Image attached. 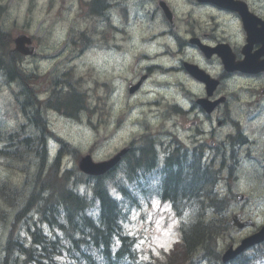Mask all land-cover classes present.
<instances>
[{"label":"trees","instance_id":"16d2710c","mask_svg":"<svg viewBox=\"0 0 264 264\" xmlns=\"http://www.w3.org/2000/svg\"><path fill=\"white\" fill-rule=\"evenodd\" d=\"M7 39L9 43V36ZM2 44L0 42V59L7 62L5 69L14 73L21 57L6 48V39ZM3 47L8 53L3 52L4 57ZM31 93L26 90L24 94ZM32 119L27 118L28 121ZM37 129L44 130V126H37ZM5 136L0 155L6 164L21 166L28 156L40 169L34 182L39 186L35 187L30 181V189L5 188L3 183L0 184V201L8 209L7 217L13 218L0 245V264H140L134 256L135 251L131 250L133 239L123 228L124 219L138 195L145 198L159 196L162 201L169 202L179 216L193 212L181 225L182 240L170 252L169 264L184 263L189 252L201 246L210 262L220 259L213 245L219 225L214 220L219 217L221 224L224 223L222 212L226 201L218 198L213 190L220 178L219 172H213L208 165L202 164L201 158L171 155L159 166L153 146L149 145L143 153L139 148L134 159H128L127 169L123 168L122 173L112 172L105 177L88 179L79 177L76 183L88 184L92 179V195L99 202L98 213L96 210L97 214H89L90 204L85 197L66 185L65 176L56 177L59 157L40 177L45 156L40 154L37 157L39 161L34 160L28 150L30 140L34 142L36 137L32 125H23ZM60 180L63 184L57 187L61 184ZM49 182L50 188L46 191ZM26 194L25 198L23 195ZM118 195L122 196V200ZM32 207L41 221L51 228L48 234L29 225H26V234L19 233L18 225L25 220ZM205 209H217L213 212L215 218H206ZM7 217L4 220L8 221ZM238 264H246V261Z\"/></svg>","mask_w":264,"mask_h":264},{"label":"rangeland","instance_id":"374dc122","mask_svg":"<svg viewBox=\"0 0 264 264\" xmlns=\"http://www.w3.org/2000/svg\"><path fill=\"white\" fill-rule=\"evenodd\" d=\"M172 3L175 9V22L171 28H165V22L162 20L163 16H153L152 13L158 9L157 0H150L152 4L156 7L154 10H150L151 14L148 19H151L147 28L151 30H164L168 36L169 40L174 44V46L169 43L166 49L171 48L172 51H176L174 47L178 44L176 40L181 38H186L187 42L194 36L206 33L212 26V22L206 21L204 16L206 13L197 12L195 10H190L189 7H186V2L184 7L179 4V2H174L173 0H166ZM68 0H0L3 10L0 14V24L5 29L8 30L12 38L18 34L24 33L33 38V45L35 46L38 56L35 59H26L25 68L27 71H32V73L40 77L39 80L35 81L34 87L38 92H45L44 87L49 81L50 74L58 72V75H62L63 71L61 63H67L68 58H72L73 50L70 45L66 44L69 36V30L72 28L75 29V33L79 31L89 29V22L86 19H81L79 16V5L75 6L70 10L68 6ZM73 2H75L73 0ZM72 3V1H71ZM154 8V7H153ZM86 10L91 13L96 20L99 21L98 17H95L96 14L92 13L90 6ZM189 14H192L193 19H190ZM187 18L188 23L183 25L181 20ZM93 21V20H92ZM95 25H98L97 21H93ZM103 25L102 23H100ZM106 29L103 40L108 44L110 42L111 27L104 25ZM115 35L114 32H111ZM72 34V33H71ZM62 37H65L62 40ZM151 38V37H150ZM126 41L118 37L115 39V42L118 44H123ZM105 42L101 40L99 42L100 46H105ZM160 44V43H158ZM96 46V44L92 45ZM133 46V48H132ZM135 47H138L137 44L130 46V66L127 69V80H124V74L122 69L125 65L120 53L115 54V58L112 59L110 64H107V69L101 70V59L100 53L95 49H90L86 56L84 57V64L81 68H76L74 78L80 76L79 84H81V90L85 94V101H88L90 104L98 105L97 97L103 96L108 92V87L114 84L116 86V92L108 100V104L113 106L114 110H118L117 117L115 121L121 118L124 115L126 110V104L124 102V97L122 95V88L125 86L128 88L132 83H135L144 73V68L139 66L140 60H137L140 55ZM194 47V46H191ZM185 52L179 51V54L183 55L186 53L187 59H196L195 50H187ZM145 50H142L141 53H145ZM50 53V54H46ZM198 54V53H197ZM44 55V57H43ZM62 56V57H61ZM46 57H51L52 59H57L59 57L62 60L52 61L48 60L45 63ZM177 58V57H176ZM175 58V59H176ZM174 59V60H175ZM173 65V62H169ZM152 64H168L167 61L161 59V53L154 57ZM116 65L117 67H115ZM174 66H178L176 63ZM120 71V72H119ZM117 76L116 78H111L110 76ZM102 83L105 85L102 86ZM101 86V89L100 87ZM108 86V87H107ZM14 87V86H12ZM193 89V88H192ZM194 90V89H193ZM0 112L2 114L3 122L6 126L11 127L16 122L17 108L15 101L12 99L9 87L3 84L2 78L0 76ZM134 112L131 114V119L133 121H139L137 116H133ZM97 118V113H96ZM114 121V122H115ZM51 129L56 132V134L64 137L68 142L72 143L75 147L79 149L81 154H91L94 161H101L107 159L109 156H112L121 145L126 144L128 139L135 138L140 136V127L131 123L125 122L122 124L121 128L117 131V128H110V124L113 120H107L108 126H99L90 127L86 129L85 126H78L76 124H66L62 121L50 119ZM128 123V124H127ZM151 127H154L151 124ZM106 141V142H105ZM105 142V143H104ZM104 143V144H103ZM259 155L260 153L257 152ZM256 155L252 153L251 157L254 156L256 161L260 160L261 165H264V155ZM76 161L70 157L65 158L64 164L72 166ZM261 176V175H260ZM0 177H6L7 179L12 180L15 183L19 182L20 177L17 174L8 172L1 168L0 165ZM257 173L254 172L251 167H243L240 172L241 181L239 186H236V189L233 191V195L243 194L246 197H249L250 203L249 206L245 209L247 216L252 217L257 225L264 224V181L261 179L256 180ZM236 201V200H235ZM238 208H236L237 210ZM36 212V209L33 210ZM162 211L155 209H150L146 207L144 209V217H141V214L137 211L132 212V220L126 225V227L132 231V233H139L141 235L139 250L145 249L147 253L141 255V258H147L150 253H158L161 248H168L170 244L177 239V234L172 232L173 223L166 221V218H163ZM35 222L30 221V226H34ZM8 232V226L3 227L0 225V245L3 243ZM21 232L25 233V228H21ZM240 232L238 230H230L226 236H221L218 240L221 247L226 243L235 241L240 237ZM248 232L243 233L242 236H246ZM231 235V236H230ZM210 245V244H209ZM194 264H203L199 262L198 257H193Z\"/></svg>","mask_w":264,"mask_h":264},{"label":"flooded vegetation","instance_id":"af4514ba","mask_svg":"<svg viewBox=\"0 0 264 264\" xmlns=\"http://www.w3.org/2000/svg\"><path fill=\"white\" fill-rule=\"evenodd\" d=\"M129 1V0H127ZM234 7L230 9H223L222 6L226 5L225 0H216L214 4L203 2L201 9L208 10L211 13L210 19L213 21L217 20L216 27L209 34H202L196 38L197 42L201 45H205L215 50V52L207 58L196 46L199 53L210 61H220V51L216 48L220 46H226L231 51L232 63L231 68H235L234 74L242 75L239 63L245 59L247 53L245 47L247 46V36L244 30V23L241 17L240 11L243 7H246L248 12L261 24L264 25V0H232ZM132 8L134 10H141L148 8L145 3H133ZM226 27L225 29L223 28ZM261 25L255 27L260 29ZM234 33V34H233ZM261 45L259 43L252 44L251 53L261 52ZM263 52V51H262ZM260 59H264L263 55ZM220 63V62H219ZM246 70L243 77L250 79L258 84L259 95L264 93V71L257 73H249L248 67H244ZM231 75V73H227ZM247 145V144H246Z\"/></svg>","mask_w":264,"mask_h":264},{"label":"water","instance_id":"95a60500","mask_svg":"<svg viewBox=\"0 0 264 264\" xmlns=\"http://www.w3.org/2000/svg\"><path fill=\"white\" fill-rule=\"evenodd\" d=\"M16 42H17V44L22 45L24 42V37H19ZM17 50L20 51V48H17ZM26 53H24V54H26ZM119 157L120 156L118 155L113 160H111L109 162H105V163H100V164H92L90 159L88 157H86V158L81 159L80 168L85 173L93 174V175H99V174H102L108 167L113 166L116 163V161L119 159ZM263 240H264V228L258 234H256V235L252 236L251 238L243 241L242 246L236 252L228 251L224 256V261H227V260L233 258L237 253L241 252L246 247H249L250 245L262 242Z\"/></svg>","mask_w":264,"mask_h":264},{"label":"bare ground","instance_id":"6f19581e","mask_svg":"<svg viewBox=\"0 0 264 264\" xmlns=\"http://www.w3.org/2000/svg\"><path fill=\"white\" fill-rule=\"evenodd\" d=\"M245 144H247V143H245Z\"/></svg>","mask_w":264,"mask_h":264}]
</instances>
